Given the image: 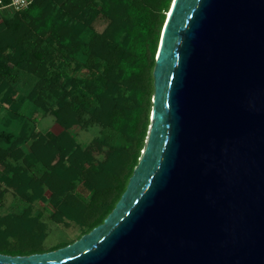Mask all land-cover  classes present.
Instances as JSON below:
<instances>
[{"label": "water", "instance_id": "water-1", "mask_svg": "<svg viewBox=\"0 0 264 264\" xmlns=\"http://www.w3.org/2000/svg\"><path fill=\"white\" fill-rule=\"evenodd\" d=\"M152 77L145 147L112 212L0 264H264V0H173Z\"/></svg>", "mask_w": 264, "mask_h": 264}, {"label": "trees", "instance_id": "trees-1", "mask_svg": "<svg viewBox=\"0 0 264 264\" xmlns=\"http://www.w3.org/2000/svg\"><path fill=\"white\" fill-rule=\"evenodd\" d=\"M172 2L32 0L1 12L0 208L12 212L0 215V253L62 248L45 247L47 221L78 225L79 239L112 212L145 147ZM46 116L54 130H38ZM90 127L101 137L82 147L71 130Z\"/></svg>", "mask_w": 264, "mask_h": 264}, {"label": "rangeland", "instance_id": "rangeland-1", "mask_svg": "<svg viewBox=\"0 0 264 264\" xmlns=\"http://www.w3.org/2000/svg\"><path fill=\"white\" fill-rule=\"evenodd\" d=\"M22 91L20 90V93ZM27 106L30 107V104L26 103L23 106V109L26 111ZM27 112V111H26ZM4 112L3 110L0 111V120L3 118ZM56 128V125L54 123V119L52 117L46 116L42 118L38 123V130H54ZM71 134L76 139V141L82 146L87 147L94 139L101 137L100 129L97 127H90L86 130H80L79 128H74L71 130ZM96 158L102 159L103 154L102 153H96ZM11 201V200H10ZM12 202V201H11ZM11 203L7 204L9 206ZM13 204V203H12ZM35 213H42L45 217H48L52 214V209L47 204H37L34 207ZM9 212H12L9 208H0V215H5ZM67 227H65L64 224H53L49 221H47L46 226L47 229H45V234H47V237L45 239L44 245L45 247H50L57 243H68L71 244L78 240V237L80 235V228L78 225L70 222H66ZM15 250H2L1 254L4 255H10V256H19L15 253Z\"/></svg>", "mask_w": 264, "mask_h": 264}, {"label": "built area", "instance_id": "built-area-1", "mask_svg": "<svg viewBox=\"0 0 264 264\" xmlns=\"http://www.w3.org/2000/svg\"><path fill=\"white\" fill-rule=\"evenodd\" d=\"M31 2L32 0H7L5 3H1L0 1V14L7 9L14 11L24 10Z\"/></svg>", "mask_w": 264, "mask_h": 264}, {"label": "flooded vegetation", "instance_id": "flooded-vegetation-1", "mask_svg": "<svg viewBox=\"0 0 264 264\" xmlns=\"http://www.w3.org/2000/svg\"><path fill=\"white\" fill-rule=\"evenodd\" d=\"M21 256V255H20ZM25 256V255H24Z\"/></svg>", "mask_w": 264, "mask_h": 264}]
</instances>
